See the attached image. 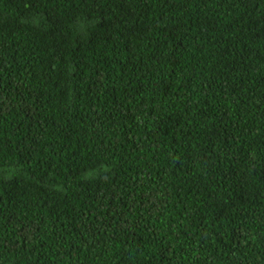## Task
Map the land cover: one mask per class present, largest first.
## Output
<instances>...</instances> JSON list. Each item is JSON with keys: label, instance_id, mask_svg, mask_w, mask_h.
<instances>
[{"label": "trees", "instance_id": "16d2710c", "mask_svg": "<svg viewBox=\"0 0 264 264\" xmlns=\"http://www.w3.org/2000/svg\"><path fill=\"white\" fill-rule=\"evenodd\" d=\"M0 264H264V0H0Z\"/></svg>", "mask_w": 264, "mask_h": 264}]
</instances>
